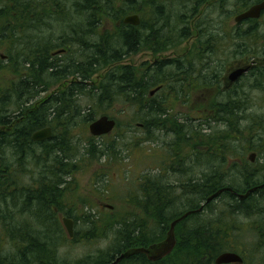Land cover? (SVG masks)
<instances>
[{
	"label": "rangeland",
	"instance_id": "rangeland-1",
	"mask_svg": "<svg viewBox=\"0 0 264 264\" xmlns=\"http://www.w3.org/2000/svg\"><path fill=\"white\" fill-rule=\"evenodd\" d=\"M73 1L77 0L54 1L59 6L60 11L51 10L50 12H54L55 14H62L64 12V14H66L69 12L65 18L62 16L59 17V15L57 17H49L48 15V18L40 20V23L35 27L33 26L30 28L31 25H29L28 28L25 26L23 30L20 28L19 33L17 32L15 34V38H12L13 36L10 35L8 31L6 35L10 38H3L4 40L0 39V54H11L10 56L12 58L16 55H20V59L22 60V58L27 56L26 53H30L27 48L29 44L46 40L48 44H51L52 50L50 53L59 45L60 47L68 46L67 55L53 58L55 63H61V68L67 64L75 65L79 60L85 63V58H87L86 54L88 52L78 53L79 51L75 41L77 38L76 33L81 34L79 31L81 28L83 31H86L85 33H87L88 28H93L94 34L89 40L93 42L101 41L104 39L102 37L104 32L108 30L113 31L114 22H109L106 18L103 23H100L98 28L90 26L87 24L89 14L80 11L77 16L75 10H73ZM197 1L198 0H157V3L164 5L166 12L170 13V19L168 21L166 20L167 23L162 27L163 29L161 32H157V35H159L158 40L153 42L151 38H147L138 45L135 52L128 54L116 62L101 64V66L90 75L87 82L81 84V90L73 89V93H71V106L66 104L65 112L61 109L55 111L54 108L53 111L55 115L53 116V113L50 115V117L53 116L50 124L53 133L50 139L54 138L55 141L61 142L62 147L67 151L65 155L68 159L67 161L66 159H62L64 163L60 167L56 166L57 168H61L57 176V187L60 191L58 192L59 196L56 198L57 203L55 206L57 209L55 206L52 207L51 204L49 210L53 211L55 209L57 223L55 225L50 223L51 226L49 224L36 226L37 222L35 223L31 211L35 210L34 204H25L17 209L19 203L24 201V199L21 198L17 200L15 207L12 200L8 206L0 205V209L12 210L14 216V222L12 223L0 220V231L1 226H21L22 224L32 222L33 225L30 224L32 230L40 228L42 231L41 235H50L49 239H45L44 237H42V239H44L45 242H49L47 244L51 249H55V257L58 259V262L61 264H75L79 259L88 258L94 260L101 252L109 251L116 244V232L121 223L123 227V225H131L130 223L136 220V222H144L147 228L152 227L154 223L153 219L146 216L147 213L138 208L136 202L137 196L140 195V185L144 183L145 180L147 181L148 178H150L151 181H162L167 188L173 186L171 195L169 196L172 210H184L188 207L190 202L197 203L203 201V199L194 195H183L182 193L185 188H181L180 185L183 184V182L185 184H193V182L198 179H204L217 165L211 157L204 158L202 155L198 157V154L192 156L190 144L184 142H181L180 146H178L179 156L175 159V157L172 156L174 148L171 149L169 145L177 135L175 136L172 131L168 130L171 129L170 127L172 124L176 123V125L179 126L181 121L184 122L185 120L181 117L192 118L194 128L191 132L192 140L188 143L197 145L198 141L204 142L205 140H209V137L204 134H214L216 136L223 129L221 123L218 124L214 122H211L210 126L202 123L200 131H198L197 128V124L200 121L199 118L204 121L202 118L210 116L209 114L214 115V110H218V107L214 104L220 102H209L212 92L207 89L203 90V87L200 88L201 86H205V83L202 81H205V78H210L212 72L216 70H205L202 68L203 66L193 65L194 70L188 68L190 71L187 73L180 72L181 77H179V80L192 77V75L196 78H193V82L191 81V83L192 85H197L198 89L196 88L190 91L191 83L185 81L181 86L176 83L178 79L175 78L176 76L174 75V80L170 82L166 81L168 77L165 76L171 75L175 72L172 69H176H164L163 81L168 83V85L157 94L154 99H163L169 105V115L162 121L159 120L161 117L158 118L159 123L162 124L161 126L167 124L168 129L160 128L157 124L155 126V123L151 124L150 121H145L142 116L144 113L138 110L137 105L134 103L126 102L125 98L121 97L114 101L109 100V102L97 100L98 94L94 89L99 87V84L119 66H132L138 72V75H141L142 72L146 70L145 67L151 65L154 59L164 58L169 61L179 60L184 51L194 48L196 45L194 38L182 37L184 33H181V31L184 26L187 28L186 31L189 30L190 32H194V29L190 27V30L188 27L190 20L186 22V25L182 21L180 22V18H178L180 11L189 13L190 10H193L195 14L193 22H196L198 25L202 23L206 24L204 26H207V28L204 29L205 32L202 40H206L205 37L209 33L216 34L213 35L214 37L218 36L217 43L219 46L215 45L218 50L212 52L216 60H219L222 56H231L232 52L239 48L235 47L239 42L243 51H252L256 49L257 46L264 44V15L256 20L253 34L251 33V36L245 34V39L244 37H242V39H234L232 36L223 34L224 31H230V22L225 16H234L247 8L248 6L242 7L244 0H224L219 3H216L218 0H208V2L204 4H201V1L197 3ZM12 5L13 3L11 1L0 0V27L5 26L9 20L13 21V18L8 17L11 12L13 14L14 10L11 8ZM3 11H5L3 14H7V16L4 17L2 15ZM193 13H191V17ZM139 15L141 19L144 18L148 21H146V27L151 24L150 11L141 12ZM231 20L233 21V19ZM22 21L24 22L26 20ZM13 23H7L8 25L5 26V30L11 27ZM160 23L162 24L163 22ZM45 28L47 30V35L44 33ZM100 31H102L101 34ZM255 35L259 36V38L253 40V36ZM84 36L85 35H82V37ZM214 40L215 38H212V44ZM90 43L91 42H87L89 45ZM193 43L194 46L192 47ZM202 53L203 52L200 51L198 52L199 57L202 56ZM245 53L248 52L246 51ZM190 56L191 53L189 51L186 57L188 61L193 60L192 56L190 59ZM180 59L181 60L178 62H185L183 58ZM196 64H198V61ZM1 67L0 87H2L4 92L8 93L10 89L14 88L13 81H15L18 74L14 72L13 59L10 60V57H8L7 60H2ZM169 72L171 73L169 74ZM217 73L220 74L219 80H222V75L224 73L227 74V71H218ZM45 78L47 79L45 80ZM45 78L40 79L38 77V82H44L43 87L45 90L41 91L39 94L36 93L34 97L30 98L28 100V105L35 106V104L44 98L56 97L64 93H69V84L71 82L80 83L81 81L80 76H75V74L58 75L57 73ZM198 80L201 81L198 82ZM40 88L41 85L35 86L34 93L39 91ZM152 89L153 87L149 88L147 92L144 93L147 98H149V92ZM236 89L237 98L232 100L243 104L240 106V108H242L240 113H243L240 127L243 136H246L248 134L246 127H253L255 120H264V79H261V76L257 77V74H254V72L246 74L239 81ZM99 91L100 89L97 92L99 93ZM185 94L193 95L189 98L185 96ZM89 95H93L94 97ZM106 95L107 97L109 96L108 88ZM9 98H11V96H9ZM225 99L226 98H222L221 101H225ZM223 103H226V101ZM1 107L2 109L4 108L3 106ZM221 108H223V106ZM4 109L6 110H3L4 114L10 116L16 114L13 110H17V108L12 106L5 107ZM88 114L90 119L86 120L85 116ZM245 114L246 118H244ZM101 115H107L113 118L116 121V127L108 134L92 136L89 132L88 125ZM186 123L188 124L189 122L186 121ZM185 128L186 127H183V129ZM199 135H201V137H199ZM248 138L249 143L252 145H243L245 144V140L243 139L242 142H240L241 138H239L238 141L230 140L234 146L232 153L233 158L236 159V156L240 154L239 157L242 156L244 160L252 162V169H254L257 174L264 176L263 149L257 145L258 139L253 138V136ZM145 139L146 141H143ZM183 140L184 138L180 141ZM248 147L253 149H248ZM205 149V146H196L193 152H197L198 150L205 152ZM35 154L38 156L40 155L39 148H35L30 156H27V158L25 157L22 164L18 163L19 166H12L13 168L17 167V191L18 193L20 192V197L21 193L28 191V189L45 184L42 180V176L49 175L53 179L56 178L54 175H51V172L47 171L48 166L53 165L55 161L52 158L46 160L45 156L42 157V160L39 159L38 162L34 161L32 156ZM251 154H254L253 161H249V156ZM7 157L10 159L9 162L13 163L10 156L8 155ZM206 158L208 159L207 162H198ZM231 171L236 172L234 168H229L227 172L230 173ZM233 182H235L234 185L236 186L241 185V179L239 178H235ZM258 198L260 199V197ZM259 199L254 197V199L248 202L251 208L250 214L245 212L242 213L238 210H234L232 213L231 210H228L226 214H223L221 210L227 209L231 201L229 198L222 196L219 199L211 201L209 204L210 206L205 209L207 211L198 217L202 221L215 220L218 218L219 221H222V224L228 225L229 223H233L241 227L240 231L235 232V236L239 237L241 242V247L236 249L242 250L243 248L244 252L247 253L248 250H250L252 254V256H250L249 253L248 256L244 254L245 259L242 264H264V250L263 252L262 250L258 251L260 247L264 246L262 237L259 232L256 233L255 229L252 228L256 224L264 225V202L261 204L263 208L258 209L261 206ZM232 203L236 204L234 202H231V204ZM255 207H257L256 211L252 210ZM66 212H71V218H73V238L68 236L66 227L62 221L63 217H67ZM85 213L93 214V217L90 219L97 218L99 226L97 231H93L87 238H84V236H87L90 224L87 222L88 219L83 218ZM119 221L120 223L117 224ZM252 223L255 225H251ZM53 228H55V230ZM55 234L62 235L61 239L55 237ZM0 236V250L4 254L10 253L14 246L11 244L12 238H7L1 233ZM223 242L229 245L234 243L230 232L223 237ZM168 264L170 263L168 262ZM174 264L178 263L176 262Z\"/></svg>",
	"mask_w": 264,
	"mask_h": 264
},
{
	"label": "trees",
	"instance_id": "trees-1",
	"mask_svg": "<svg viewBox=\"0 0 264 264\" xmlns=\"http://www.w3.org/2000/svg\"><path fill=\"white\" fill-rule=\"evenodd\" d=\"M7 1H11L13 3L11 6V8L14 10L13 14L10 10L11 14H9L8 17L13 18L14 23L13 21L9 20L7 22L8 24L13 23L11 27L5 30V26L8 25L6 23L5 26L0 28V39L10 38L8 35H6L8 34V31L10 32V35L13 36L12 38H15V34L17 32L19 33L20 28L23 30L25 26L28 28L29 25H31L30 28L33 26L35 27L40 23V20L43 18H48V15L49 17H57L59 15V17L62 16L65 18V16L69 13L67 12L64 14V12L62 14H55L54 12H50L51 10H59V6L54 2L55 0ZM258 1L260 0H244L242 7L250 6L251 4ZM73 8L77 16L79 15L80 11L89 14L87 24L94 28H98L100 23H103L106 18L109 22H114L113 31L108 30L104 32L102 35L104 39L93 42L89 39L94 34V29L88 28L87 33H85L86 31H83L81 28L79 31L85 36L82 37L80 33H76L77 38L75 41L77 43L76 45L79 54L82 52H88L86 54L87 58H85V63H82V60H79L75 65L67 64L64 65L63 68H61V63H55L52 52L50 53L52 50L50 46L51 44H48L46 40L29 44L27 48L29 49L30 53H26L27 56L22 58V60L20 59V55H16L13 58L10 56L11 54L7 55V58L10 57V60L13 59L14 72H20L21 81L18 83L13 81L14 88L10 89L8 93L4 92L2 87H0V205L8 206L12 200L15 207L17 200L21 198L24 199L25 202L23 201L22 203H19L17 209L20 206H24L25 204H34L35 210L31 211L32 216H34L35 223L37 222L36 226H44L46 224L50 225V223L55 225L57 223L56 214L54 211L55 209L52 211L49 210V207L51 204L52 207L55 206L57 203L56 198L59 196L58 192L60 190L57 187V176L59 175L61 168L57 167H60L64 163L62 159H66V161L68 159L65 155V152L67 151L64 147H62L60 141L57 142L54 138H52L47 141L33 142L30 139L31 133L45 126H51L50 124L52 118L55 115V112L53 111L54 108L55 111L57 109H61L65 112V105L67 104L71 106V93H73V89L81 90V84L87 82L90 75L95 72V70L99 68L101 64H106L107 62H116L128 54L135 52L138 45L144 42L147 36H152L155 33L157 34V32H161L163 29L162 27H164V25L170 19V13L166 12L165 6L152 0H77L73 1ZM144 11L151 12V24H149V26L146 27L144 25L146 22L144 18L141 20L140 25L136 27L123 25L122 23H120L119 26L116 25L121 17L127 13L138 12L140 14L141 12L144 13ZM4 12L5 11L2 12V15L5 17L7 14H3ZM191 13H193V10H190L189 13L180 11L178 16V18H180V22L182 21L186 25V22H189L191 18ZM194 15L195 14L193 13L192 16ZM22 20L26 21L23 22ZM160 22L163 23L161 24ZM255 22L256 20H250L247 22V28L241 29L242 31L239 32L240 39H242V37L245 39V34L247 36H251V33L253 34ZM204 25L206 24H200V26ZM205 28H207V26L204 27V29ZM186 30L187 28L184 26L181 33H184ZM145 31L147 34H145ZM44 33L47 35L46 28ZM101 33L102 31H100V34ZM207 35L208 37L211 36L212 38H215V42L213 41V44H209L208 46L213 48L212 51L218 50V48L215 46L218 45V36L214 37L213 35L216 34L213 33H209ZM253 37V40L259 38V36L256 35ZM87 42H91L90 45L87 44ZM238 44H236L235 47H238ZM58 47H60V45L57 46V48ZM67 47H65L66 52L64 55H67L68 53ZM257 48H261V55L264 56V44L257 46ZM246 51L249 52L250 50ZM1 62L2 61H0V70L2 69ZM169 69H171V67H169ZM175 69L176 70L172 69L175 72H173L171 75L165 76L168 77L166 81L170 82L171 80H174L173 75L178 79L176 83L179 85L185 81L191 83V81L193 82V78L196 79L192 75V77L179 80V77H181L180 72L187 73L190 71V69H187L179 64L176 65ZM211 69L212 68L209 67L205 70ZM164 71V69L157 68L145 70L141 75H138V72L132 66H119L99 84V87L94 88L98 94L97 100L109 102V100L114 101L121 97L125 98L126 102L134 103L137 105L138 110L144 113L142 116L144 117L143 119L145 121H150L151 124L155 123V126L157 124L160 128L162 127L168 129L167 124L161 126L162 124L158 121V118L161 117L159 120L162 121L169 115L170 108L167 102L163 99H149L144 94L149 88H155V86L159 83H164L166 86L168 85V83L163 81V73H165ZM253 72L254 74H257V77L261 76V79H264V64L259 66L256 70H253ZM57 73L58 75H79L81 81L80 83L71 82L69 84L70 86L68 87L69 93H64L56 97L44 98L35 104V106L28 105V100L30 98L34 97L36 93L39 94L41 91L45 90L43 87L44 82H38V77L40 79H44L47 76L50 77ZM170 73L171 72H169V74ZM46 79L47 78H45V80ZM199 81L201 80H198V82ZM202 82L208 83L210 81L207 79ZM38 85H41V88L39 91L34 93V87ZM107 88L109 89L108 97L106 95ZM97 89H100L99 93L97 92ZM226 94L227 95L224 97L226 98V103H223L225 102L223 100L215 101L213 99L212 101H209L215 103L220 102L218 104H214L216 107H218V110H214V115L209 114L210 116L202 118L204 121L199 118L200 121L197 124L198 131H200L202 123H205L207 126H210L211 122L218 124L221 123L223 129L218 133V135L215 136L214 134H204L205 136L209 137V140H202L204 142L198 141L197 145L188 143L190 140H192L191 132L194 128V125L192 124V118L190 117H181L185 121H181L179 126H177L176 123L172 124L170 127L171 129L168 130L172 131L175 136L177 135L169 145L171 149L174 148L172 156L175 157V159H177V156H179L178 146H180L181 142H184L190 144L192 156L198 154V157L200 155H202L204 158L211 157L214 160V163L217 165L213 168L210 174L206 175L204 179H198L197 181L193 182V184H185L183 182V184L180 185L181 188H185L186 190L183 191V195H194L205 201L207 196L223 187H230L236 192L243 193L251 187L264 184V178H262L264 176L257 174L255 170L252 169V162L244 160L242 156L239 157L240 154L236 156V159L233 158L232 153L234 146L230 142V140L238 141L239 138H241L240 142H242L244 139L245 144L243 145L249 146L250 143L248 137L251 138L253 136V138L258 139L257 145L260 146L264 152V120H255L253 127H246L248 134L243 136L242 129L240 127L242 122L241 119L243 117V113H240L242 109L240 106L243 104L232 100L237 98V91L231 90ZM9 96H11V98H9ZM89 96L94 97L93 95ZM1 106L4 108L8 106L17 108V110H13V112H16V114L11 116L5 115L3 111L5 109H2ZM222 106L223 108H221ZM52 113L53 116L50 117ZM244 118H246V114L244 115ZM85 119H90L89 114L85 116ZM186 121L189 123L187 124ZM183 127L188 129H183ZM201 135H199V137H201ZM182 138H184V140L180 141ZM143 141H146V139ZM201 145L206 147L205 152H201L200 150L193 152L196 146L200 147ZM35 148H39L40 155H33L32 158H34V161L38 162L39 159L42 160L43 156H45L46 160L52 158L55 161L53 165L48 166L47 171L51 172V175H54L56 178L53 179L49 175L42 176V180L45 182V184L28 189V191L21 193L20 197V192L18 193L17 191V167H13L15 165L19 166L18 163L22 164L24 158L30 156ZM248 149L253 148L248 147ZM8 155L13 160V163L9 162L10 159H8ZM201 161L207 162L208 159L206 158L205 160H199L198 162ZM226 168H234L236 172L231 171L229 173L227 172L228 169ZM234 177L241 179L240 186L234 185ZM145 184L146 183L144 182L140 185V195L137 196L136 202L138 208L147 213L146 216L153 219L154 223L152 227L147 228L146 225H144V222L140 223L136 222V220L130 223L131 225L127 223L128 225H123V227L121 223L116 232V244L109 251L101 252V254L94 260H90L88 258L79 259L75 262V264H110L115 260L116 256L126 249L147 246L150 243L159 241L164 237V234L168 229V226L165 224L166 219L170 216L178 217V215H175L177 214V211L172 210V205L170 204L169 200L173 186L171 188H167V186L164 185L162 181H151L149 183L151 184L149 191L150 193L147 196L145 192ZM222 196H225L229 198L231 202L236 203L231 204V202H229V207L225 210H221L223 214H226L228 210H231V213L234 210H238L242 213L245 212L250 214L251 208L248 205L249 201L254 199V197L257 199L260 197V205L264 202V185H262V187L256 188L255 191L250 193L243 200H238L233 195V193L228 191L221 192V194L215 199H219ZM203 201L197 203L190 202L188 207L184 210H188L189 208H197L200 206V203H203ZM210 203L211 202L205 203L202 210H205L208 206H210ZM261 206L258 209L263 208L264 205L262 207ZM55 208L57 209L56 206ZM256 208L257 207L253 208L252 210L256 211ZM199 213L201 212L196 213L192 218L197 223L195 226H190V223L182 228L180 227V224L176 226V245L171 253L163 259L151 262L147 260L143 254H135L120 260L116 264H168V262L170 264H174L176 262L178 264H215L214 260L216 256L221 252L228 250L233 252L237 251L236 253L241 252L238 254L242 256L243 260L245 259L244 254L248 256L249 253V255L252 256L250 250H248L247 253L244 252L243 248L242 250L236 249L241 247L239 237L235 236V232L241 230L240 226L233 223H229L228 225L222 224V221H219L218 218L215 220L202 221L200 218H198L200 216ZM66 215L67 217L70 216V218L72 216L71 212H66ZM91 217H93V214L91 213H85V216L83 217L84 219H88L87 222L90 224V228L88 229L89 232H87V236H84V238H87L88 235H90L93 231H97L99 227L98 219H90ZM0 220L8 221L9 223L14 222L12 210L0 209ZM119 223L120 221L117 222V224ZM180 223H182V221ZM30 224L33 225L31 222L28 224H22L21 226H1L0 233L4 234L7 238H12L11 244L14 246L12 251L10 253L8 252L7 254H4L0 250V264H61L55 257V249H51V247L47 244L49 242H45L44 239H42V237L49 239L50 235H41L42 231L40 228L32 230ZM163 224H165L164 228H162ZM251 225L255 224L252 223ZM256 225L252 228L255 229L256 233L259 232L264 244V225ZM53 229L55 230V228ZM228 232H230L234 242L231 245L223 242V237L226 236ZM54 236L60 239L62 237V235L59 234H55ZM261 250L263 252L264 246L258 249V251ZM243 262L244 261H242V263Z\"/></svg>",
	"mask_w": 264,
	"mask_h": 264
},
{
	"label": "flooded vegetation",
	"instance_id": "flooded-vegetation-1",
	"mask_svg": "<svg viewBox=\"0 0 264 264\" xmlns=\"http://www.w3.org/2000/svg\"><path fill=\"white\" fill-rule=\"evenodd\" d=\"M154 2H157V0H152ZM201 1V4H204V3H207L208 0H198V2ZM216 1V0H215ZM220 1H224V0H218V2L216 3H219ZM193 9H194V6H193ZM237 15V14H236ZM236 15L234 16H225V18L229 19V29L230 31H224L223 34L226 35V36H232L235 38H239V32L242 31L241 29H244V28H247L246 25L248 24L247 22L250 21V20H256V19H246V20H242V21H235V17ZM262 15H264V12L262 13ZM261 15V16H262ZM193 17L192 16L190 18V23L188 25L189 29L190 27L192 29H194V32H190L189 30L188 31H185L184 32V35L182 37H190V38H194V41H196V45L194 48H192L194 46V43L192 45V49L191 50H186L183 52V54L180 56V58H183L184 59V63H181V62H178L180 61L181 59L179 58V60H174V61H169V60H166V59H162V58H156L153 60L152 64L151 65H148L146 66V70H150V69H157V68H161V69H165V68H175L177 64L185 67V68H193V65L194 66H203L202 68L203 69H206V68H209L211 67L212 69H215L216 71L215 72H212V75L210 76L209 81L208 83H205V86H201L200 88L203 87V90L207 89L209 90L210 92H212V94L210 95V98L209 101L211 100H221L222 98H224L227 94L228 91H237V84L239 83V81L246 75V74H249L251 72H253V70H256L259 66H261L262 64H264V56L261 55V48H256V49H253L252 52L251 50L248 52V53H245L246 51H243L242 48L240 47V42L238 44V49L234 50L231 54V56L227 57V56H222L221 58H219V60H216V58L213 57L214 53H212L213 51V48L212 47H209L208 45L209 44H212V37L208 35L206 36V40H202V37L204 36V27L206 26H200L198 24H196V22H193ZM233 19V21L231 20ZM141 17H140V21H139V24L141 23ZM147 21V20H146ZM148 22V21H147ZM145 22V26H146V23ZM199 22V21H198ZM122 23L120 20L117 22V26H119V24ZM143 25V26H144ZM144 26V27H145ZM191 30V29H190ZM193 31V30H192ZM147 34V33H146ZM149 35V34H148ZM151 35V34H150ZM159 35H157L156 33L152 36H147L145 39L147 38H151L153 42L157 41L158 40V37ZM200 41V42H198ZM200 49V50H199ZM192 50H193V55H192ZM191 53V56H192V59L193 60H187V55L188 53ZM203 52L202 53V56L199 57V54L198 52ZM65 53V50L64 48H60V49H56L52 56L55 58V57H62ZM233 55V56H232ZM191 56H190V59H191ZM0 60H7V55L6 54H3L1 53L0 54ZM187 61V62H186ZM198 61V64H196ZM161 65V66H160ZM242 68H247V70L245 72H243L241 75H239L235 80H231L230 79V75L231 73L233 72H236L237 70H240ZM218 69V70H217ZM218 71H227V74L224 73L222 75V80H219V77H220V74L217 73ZM18 76L17 78L15 79L14 82L18 83L21 81V74L20 72L17 73ZM207 80V79H206ZM222 83V84H221ZM166 87V85L164 83H159L158 85L155 86V88H153L152 90H150L149 92V98H154L157 94H159L164 88ZM191 87H194V88H191ZM198 89V86L197 85H192L190 84V91L193 90V89ZM214 91H213V90ZM188 92V91H187ZM193 94H185V96L191 98ZM166 98V97H165ZM142 125V124H140ZM160 178V176H159ZM159 181V180H158ZM151 182V179L148 178V180L146 181L145 180V192L147 194V196L149 195V191H150V186L151 184H149ZM193 208H189V210H191ZM187 210H179L177 211L175 215H178V216H181L182 214H184ZM207 210H201L199 213L200 215H202L204 212H206ZM197 213V212H196ZM196 213H192V214H189L187 215L183 220H182V223H178L180 224V227H184L186 225H188V223H190V226L192 225L195 226L197 223L192 219L193 216H195ZM174 217V218H173ZM176 216H170L166 219V222L165 224L168 226H170V223L171 221H173V219H175ZM165 224H163L162 228L165 227ZM178 224L176 226H178ZM176 226H175V229H176ZM168 230V229H167ZM175 236H176V240H177V232L175 230ZM164 237H165V234H164ZM244 261V260H243Z\"/></svg>",
	"mask_w": 264,
	"mask_h": 264
},
{
	"label": "water",
	"instance_id": "water-1",
	"mask_svg": "<svg viewBox=\"0 0 264 264\" xmlns=\"http://www.w3.org/2000/svg\"><path fill=\"white\" fill-rule=\"evenodd\" d=\"M264 11V0H261L257 3L252 4L249 6L246 10L239 13L235 17V21H242L244 19L248 18H258L261 14V12ZM140 19L137 15H129L124 18V23H130L133 25H137L139 23ZM247 68H242L240 70H237L236 72L231 73L230 79L235 80L239 75H241L243 72H245ZM115 126V120L112 118H109L107 115H101L100 117L94 119L89 125L88 129L91 135L93 136H101L107 133H110ZM52 136V129L50 126H46L42 129L36 130L32 133L31 139L33 141H44L47 139H50ZM254 154H251L249 156L250 161H253ZM261 184L259 186L251 187L247 191L241 193L236 192L230 187H223L212 193L208 198H206V202H209L211 199L217 197L221 192L223 191H229L230 193H233L239 200L245 199L250 193H252L256 188L262 187ZM203 206H200L197 209H192L186 211L181 216L177 217L170 223V227L166 233V236L164 239L153 242L149 244L148 246H140V247H133L128 248L121 252L118 256H116L115 260L112 261L110 264H116L120 260L128 258L135 254H143L145 257L153 262L157 261L171 253L173 248L176 245V237H175V225L182 221L187 215L199 212L202 209ZM63 224L66 227L67 233L70 238L73 237V220L70 218H63ZM242 261V257L231 251H224L218 254L214 260L215 264H229V263H240Z\"/></svg>",
	"mask_w": 264,
	"mask_h": 264
},
{
	"label": "bare ground",
	"instance_id": "bare-ground-1",
	"mask_svg": "<svg viewBox=\"0 0 264 264\" xmlns=\"http://www.w3.org/2000/svg\"><path fill=\"white\" fill-rule=\"evenodd\" d=\"M129 15H137L138 17H140V15H139V13L138 12H130V13H127L126 15H124L123 17H121V19H120V21L122 22V24L123 25H129V26H133V27H136V26H138V24L137 25H133V24H130V23H124L123 22V20H124V18L125 17H127V16H129ZM1 28V27H0ZM60 48H64V50H65V52H66V49H65V47H58L57 49H60ZM56 49H54L53 51H52V54H53V52L55 51ZM65 54V53H64ZM44 128V127H43ZM40 129H42V128H40ZM37 130H39V129H37ZM36 131V130H35ZM34 132V131H33ZM32 132V133H33ZM32 133H31V135H32ZM31 135H30V139H31ZM48 140V139H47ZM47 140H44V141H47ZM31 141H33L32 139H31ZM33 142H41V141H33ZM211 195V194H210ZM209 195V196H210ZM209 196H207L206 198H208ZM214 199V198H213ZM213 199H211L210 201H212ZM166 233L167 232H165V235H166ZM164 238V237H163Z\"/></svg>",
	"mask_w": 264,
	"mask_h": 264
}]
</instances>
